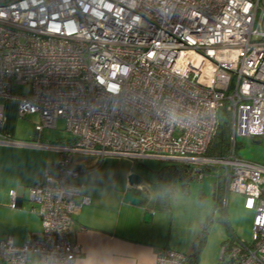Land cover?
<instances>
[{"label": "built area", "instance_id": "built-area-1", "mask_svg": "<svg viewBox=\"0 0 264 264\" xmlns=\"http://www.w3.org/2000/svg\"><path fill=\"white\" fill-rule=\"evenodd\" d=\"M0 13V99L15 101L21 117L39 116L38 139L45 128L69 133L53 144L0 138L59 154L55 173L44 170L29 188L42 233L22 245L2 240L0 264H33L30 255L74 264L73 216L91 203L76 155L94 165L107 155L183 161L198 179L219 168L224 199L241 193L255 213L252 242L224 243L219 264H264V165L241 158L236 142L264 136L262 0H0ZM22 85L31 93L14 91ZM222 108L232 115L230 148L207 156ZM3 118L0 104V136ZM185 259L157 253V264Z\"/></svg>", "mask_w": 264, "mask_h": 264}, {"label": "crops", "instance_id": "crops-1", "mask_svg": "<svg viewBox=\"0 0 264 264\" xmlns=\"http://www.w3.org/2000/svg\"><path fill=\"white\" fill-rule=\"evenodd\" d=\"M0 104L5 110L0 138L15 136L11 127L12 104L2 99ZM34 131L35 128L25 142H34ZM42 133L38 141L48 144ZM74 157L82 162L81 175L96 167L93 157ZM57 160L54 150L0 143V167L7 170L5 176H0V224L3 226L0 242L11 236L15 244L22 245L31 236L42 233L41 219L29 201V188L38 182L44 170L49 169L54 174ZM81 175L78 182L82 185V194L90 197L91 203L80 206L73 216L70 239L81 247L74 264H157L159 250L181 252L171 242L166 210L147 205L140 195H135L142 200L140 203L124 201L126 192L131 189L128 176ZM136 189L145 190V186L141 184ZM11 191L16 192V208L10 206ZM154 197L157 199L156 192ZM1 216L12 220L4 221ZM30 258L37 264L38 257L34 260L30 255Z\"/></svg>", "mask_w": 264, "mask_h": 264}, {"label": "rangeland", "instance_id": "rangeland-1", "mask_svg": "<svg viewBox=\"0 0 264 264\" xmlns=\"http://www.w3.org/2000/svg\"><path fill=\"white\" fill-rule=\"evenodd\" d=\"M14 91L18 94L28 95L31 93V86H16ZM8 101L12 104L14 115L11 127H14L16 133L15 136H9V138L20 142L27 138L30 139V135L39 121L38 116L21 117L17 112V103L12 100ZM3 114H5L4 108ZM225 119L224 113L220 111L218 120L223 123ZM58 125L60 129H64L65 123L63 120H59ZM42 136L49 141L48 144H53L57 139L69 136V133L65 130L45 128ZM236 142L237 146L239 144L237 152L241 158L264 165V136L238 137ZM55 152L59 156L58 152ZM165 163L166 161L158 159L132 160L107 155L99 161L93 170L81 176L121 177L133 173L142 176L145 190L136 188L130 190L134 196H143L147 205L167 211L171 242L173 245H177L183 254L189 253L192 243L201 235L205 224L208 223L205 243L199 255L198 264H219L222 247L227 240L240 239L247 243L252 242L255 213L253 210L245 209V197L241 193L230 192L225 196L222 208L214 209V185L218 180L217 172L206 173L202 179H193L186 190L181 183H177L171 192L170 209L157 201L154 197L156 191L153 183L157 181V169ZM6 171L0 167V176H5ZM1 217L4 221L12 220L6 216ZM2 227L0 224V230ZM32 257L34 260L37 259L36 255H32Z\"/></svg>", "mask_w": 264, "mask_h": 264}, {"label": "trees", "instance_id": "trees-1", "mask_svg": "<svg viewBox=\"0 0 264 264\" xmlns=\"http://www.w3.org/2000/svg\"><path fill=\"white\" fill-rule=\"evenodd\" d=\"M262 5H264V0H262ZM262 27H264V24H262ZM222 112L226 119L223 123L218 121L215 132L205 153L207 156L219 157L226 155L229 151L232 115L226 108H222ZM68 140V137H63L59 139L58 142H67ZM83 172L84 169L82 170V173ZM204 172L205 174L209 172L218 173V180L214 185V209H220L224 201V178L221 176V170L217 167H206ZM156 175L157 181L153 183L156 191V198L168 209H170L171 192L175 185L181 183L186 190L193 179H198L193 166L183 161H166L164 165L157 169ZM207 225L208 223L205 224L201 235L192 243L189 253L185 254V264H198L199 255L205 243ZM232 242V240H227L224 243L230 244Z\"/></svg>", "mask_w": 264, "mask_h": 264}, {"label": "water", "instance_id": "water-1", "mask_svg": "<svg viewBox=\"0 0 264 264\" xmlns=\"http://www.w3.org/2000/svg\"><path fill=\"white\" fill-rule=\"evenodd\" d=\"M35 132V131H34ZM35 136L33 137V141H36L38 138L36 136V132L34 133ZM164 161H171V160H166V159H161ZM128 182L130 185V188H137L140 187V185L143 182V177L138 175V174H130L128 176ZM124 201L125 202H131L133 204L140 203L142 200L136 196L133 195V192L131 190L127 191L125 196H124Z\"/></svg>", "mask_w": 264, "mask_h": 264}, {"label": "snow or ice", "instance_id": "snow-or-ice-1", "mask_svg": "<svg viewBox=\"0 0 264 264\" xmlns=\"http://www.w3.org/2000/svg\"><path fill=\"white\" fill-rule=\"evenodd\" d=\"M0 15H2V13H0Z\"/></svg>", "mask_w": 264, "mask_h": 264}]
</instances>
